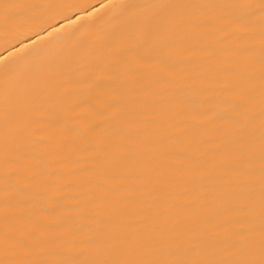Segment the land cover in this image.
Masks as SVG:
<instances>
[{
  "label": "bare ground",
  "instance_id": "1",
  "mask_svg": "<svg viewBox=\"0 0 264 264\" xmlns=\"http://www.w3.org/2000/svg\"><path fill=\"white\" fill-rule=\"evenodd\" d=\"M0 264H264V0H0Z\"/></svg>",
  "mask_w": 264,
  "mask_h": 264
}]
</instances>
